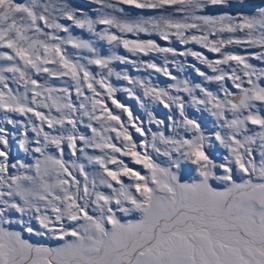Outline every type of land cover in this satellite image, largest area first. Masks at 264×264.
I'll list each match as a JSON object with an SVG mask.
<instances>
[{
    "label": "snow or ice",
    "instance_id": "6c2138e0",
    "mask_svg": "<svg viewBox=\"0 0 264 264\" xmlns=\"http://www.w3.org/2000/svg\"><path fill=\"white\" fill-rule=\"evenodd\" d=\"M89 2L0 0V264H264V0Z\"/></svg>",
    "mask_w": 264,
    "mask_h": 264
},
{
    "label": "rangeland",
    "instance_id": "374dc122",
    "mask_svg": "<svg viewBox=\"0 0 264 264\" xmlns=\"http://www.w3.org/2000/svg\"><path fill=\"white\" fill-rule=\"evenodd\" d=\"M18 2H20V0H18ZM24 2H26V0H24ZM262 2V0H246V3H249V4H260ZM72 3L83 8L86 12H88L89 14H93V10L95 9V5H92L89 0H72ZM217 10H227V11H232V12H236V11H249L248 8L246 7H243V6H233L229 9H220L218 8ZM137 12H139V10H135V9H132L130 10V15H135ZM77 32H79V30H77ZM157 39V42L159 44H161L162 46H167L166 42L165 41H161L159 40L158 38ZM174 47L177 48V50H183V47L179 44H175L173 45ZM104 48L105 50H107V45H104ZM196 50H201L203 51L202 49H199L198 46H196ZM228 51H234V52H237V53H240V54H245L244 50L243 49H240V48H234V47H230L229 49H226ZM248 51H254V50H248ZM119 52L120 54L122 55H125V56H128L129 54L127 52H125L122 48L119 49ZM207 55H209V57H212L213 54L212 53H207ZM132 59H135V57H131ZM144 60H153L154 62H156L157 64H163V55L162 54H156V53H153L151 54L149 57H143ZM178 61H182L185 63L186 67H185V71L184 72H179L177 69H176V66L174 64L172 65H169V69L170 71H172V73L180 78H191V79H194L196 81H199V77H196L195 76V73L194 71L187 67V65H191V64H197L198 65V62L195 61L192 57H187V58H184V57H178L177 58ZM251 63L253 64H256L257 66H262L259 64L258 61H255V60H252ZM199 67H201L203 69V66L202 65H198ZM117 70L118 71H121V70H124L125 68L127 69L128 73L133 76L134 78L138 77V78H148L149 77V74L151 73V80H152V83L153 84H156V85H159L160 87H165L166 85H168L169 83H172V81H169L167 77H165L164 75L160 74V73H155L153 72L152 70H143L141 69L140 71H136L135 69L132 68L131 65H117ZM58 83V82H57ZM112 83L116 86V87H126L127 86V83L126 81H118L115 79V77L112 78ZM210 87L213 88V90H215V85H211ZM117 98L119 100H121L122 102L124 103H127L129 105H131L133 107V111H134V114H139L141 115L142 117H144V113L143 111H141L139 109V106L135 103V101L133 100H130L127 98V95L126 93H124L123 91H119L117 92ZM110 103V102H109ZM118 111V110H117ZM154 112L155 114L157 115L158 118H165L166 117V114H167V109H164L162 105H157L154 107ZM187 113L188 115L191 117V118H195L199 121H201L202 123L206 120H210V117H208V114L207 113H198L195 111L194 108H188L187 109ZM146 119V117H145ZM155 127V126H153ZM210 127V125H209ZM134 139H139V136L138 134H134ZM214 152V155L215 154H218L220 152H223V149H214L213 150ZM13 155H16V156H22L23 154L20 153L16 147V145L13 143ZM161 160H163L164 158L161 157L160 158ZM125 160L127 161L128 158H125ZM131 167L133 168H136V169H139L141 168L140 165H134V164H130ZM194 175V174H192ZM191 177L190 176H184L182 175V179H190Z\"/></svg>",
    "mask_w": 264,
    "mask_h": 264
}]
</instances>
